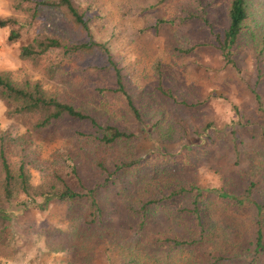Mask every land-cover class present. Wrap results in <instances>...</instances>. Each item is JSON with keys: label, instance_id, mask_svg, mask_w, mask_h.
<instances>
[{"label": "rangeland", "instance_id": "1", "mask_svg": "<svg viewBox=\"0 0 264 264\" xmlns=\"http://www.w3.org/2000/svg\"><path fill=\"white\" fill-rule=\"evenodd\" d=\"M41 1L46 0H28L19 8L23 0H0L1 18L26 25L17 42L9 41L11 28H0V74L8 73L20 84L39 81L79 109L106 107L137 133L142 157L154 153L153 162L161 163L162 170L153 177L161 189L189 181L210 191L219 187L238 191L255 181L256 195H263L264 63L245 43L234 49L230 62L215 42L216 34L228 27L231 0H74L90 33L53 3L39 6L37 18L31 20L29 9ZM257 2L256 16L264 13L263 0ZM42 35L78 43L92 39L97 46L72 59V76L51 78L47 74L50 58L21 57L22 48ZM107 51L122 70L126 89L142 112V123L134 122L122 98L107 90L113 89L112 82L100 73L109 65ZM6 111L0 101V134L15 141L7 145L9 159L16 168L27 162L34 185L57 172L79 189L72 165L89 185L98 179L79 143L34 131L24 120L9 119ZM157 121L164 132L176 130L178 140L167 137L169 141L161 142L162 137L150 127ZM122 177H127L125 186L136 183L132 174ZM102 194L111 219L124 223L126 214L120 212L126 205L117 198L118 187ZM71 210L65 203L19 197L12 209L17 216L15 237L10 249L1 250L0 264H84L74 258L77 241L67 231ZM252 218V208L238 216L246 224ZM171 235L157 219L144 230L130 227L124 243L146 255L159 250L161 241ZM107 248L108 243L98 246L99 255L92 264H126L118 250L109 249V253ZM250 254L238 253L233 264H264V254L257 258Z\"/></svg>", "mask_w": 264, "mask_h": 264}, {"label": "trees", "instance_id": "2", "mask_svg": "<svg viewBox=\"0 0 264 264\" xmlns=\"http://www.w3.org/2000/svg\"><path fill=\"white\" fill-rule=\"evenodd\" d=\"M27 1L19 3V8H23ZM257 1L231 0L228 27L223 34H216L215 39L218 49L230 62L234 49L245 43L264 63V13L256 16ZM52 3L63 8L74 23L90 33L89 24L74 0L38 2L29 9L32 13L30 19L37 18L39 6ZM25 26L17 20L0 17V28L12 29L10 42L19 41ZM96 46L92 39L78 43L42 35L22 48L21 57L31 61L50 58L47 74L51 78L64 77L66 73L72 76L73 72H69L72 59ZM107 53L109 65L100 70L101 75L109 77L112 82L113 89L107 90L122 98L126 114L134 122L142 123V112L126 89L122 70L113 62L110 52ZM0 101L6 105L9 119L24 120L25 126L34 131L79 143L98 174L91 186L72 165L71 173L79 189L70 186L57 172H53L52 178L44 183L34 185L27 162L23 160L16 168L9 159L7 145L15 141L6 133L0 134V252L4 248L10 249L17 218L12 209L19 197L26 196L41 198L44 204L59 202L71 207V224L67 231L70 230L71 237L77 241L74 258L81 259L84 264H92L99 255L98 246L103 243L109 244L106 252L118 250L126 264H233V257L240 252L251 253L254 258L264 254V193L256 195L257 182L244 184L246 186L238 191L230 187L210 191L189 181L176 188L164 185L161 189L153 182L154 173L162 170L161 163L153 162L154 153L145 159L142 157L137 133L106 107L95 111L79 109L47 90L41 82L20 84L8 73L0 74ZM260 108L264 112L262 104ZM28 119L31 122H27ZM160 124L161 121H157L150 127L152 133L162 137L158 138L161 142L169 141L167 137L178 140L176 130L175 133L164 132ZM130 174L136 183L125 186L127 177L123 179L122 176ZM111 186L118 187L117 198L126 205L122 210L117 207L120 213L126 214L124 223H115L104 206L102 191ZM250 208L253 210L252 222L239 221L238 216ZM157 219L172 235L161 241V248L155 253L137 254L124 243L130 227L144 230Z\"/></svg>", "mask_w": 264, "mask_h": 264}]
</instances>
